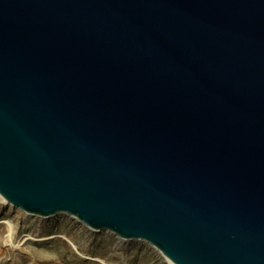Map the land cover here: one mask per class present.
Masks as SVG:
<instances>
[{
    "label": "water",
    "instance_id": "water-1",
    "mask_svg": "<svg viewBox=\"0 0 264 264\" xmlns=\"http://www.w3.org/2000/svg\"><path fill=\"white\" fill-rule=\"evenodd\" d=\"M0 199L264 264V0H0Z\"/></svg>",
    "mask_w": 264,
    "mask_h": 264
},
{
    "label": "rangeland",
    "instance_id": "rangeland-1",
    "mask_svg": "<svg viewBox=\"0 0 264 264\" xmlns=\"http://www.w3.org/2000/svg\"><path fill=\"white\" fill-rule=\"evenodd\" d=\"M37 238L46 239L38 242ZM0 264L168 263L143 244L120 243L110 234L91 232L70 218L40 221L0 204Z\"/></svg>",
    "mask_w": 264,
    "mask_h": 264
},
{
    "label": "bare ground",
    "instance_id": "bare-ground-1",
    "mask_svg": "<svg viewBox=\"0 0 264 264\" xmlns=\"http://www.w3.org/2000/svg\"><path fill=\"white\" fill-rule=\"evenodd\" d=\"M1 200V199H0ZM2 201V200H1ZM3 202V201H2ZM9 234H10V236H11V228H9ZM46 238H41V239H39V238H37V240L36 241H38V242H43L44 240H45ZM71 244V243H70ZM72 245V244H71ZM72 248H74V246L72 245ZM168 264H170L169 262H167Z\"/></svg>",
    "mask_w": 264,
    "mask_h": 264
}]
</instances>
